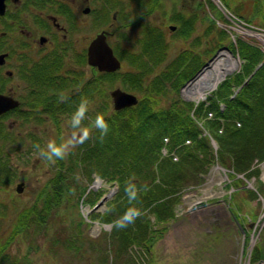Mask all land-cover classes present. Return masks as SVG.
I'll use <instances>...</instances> for the list:
<instances>
[{
  "label": "rangeland",
  "instance_id": "1",
  "mask_svg": "<svg viewBox=\"0 0 264 264\" xmlns=\"http://www.w3.org/2000/svg\"><path fill=\"white\" fill-rule=\"evenodd\" d=\"M136 1L139 0H127L126 5L119 10V13L126 17L119 15L120 17L118 16L115 21L112 14L117 10L116 8L97 11H100L99 16L105 13L107 18L104 20L97 18L96 30L98 32L102 28H107L114 31L109 36V42L116 46L122 56L123 71L100 82V87L104 88L103 96L88 106V115L83 121V126L89 133L94 129L92 120L97 113L108 116L113 111L112 104H109L111 89L120 86L140 95L141 98L144 97L143 92L134 89L125 79L128 78L129 72L140 74L147 63L151 69L150 77L159 76L179 58L180 54L190 52L200 59L201 67L179 89H175L171 81L175 79L176 71L165 82L168 92L162 96L161 104L171 105L173 101H180V104L183 101L202 102L207 100L212 90L207 91L197 100L186 93V86L225 46L231 48L232 42L237 45L231 37L233 31L228 27V24L235 25L233 20L235 18L231 14L227 12L221 14L219 19L222 22L218 26L215 25L224 34V40L218 38L220 37L218 34L213 35L212 23L203 17V15L210 17V14L217 16L218 9L223 11L215 2L203 7L201 12L203 15L193 9L197 13L195 31L190 36L184 37L178 31L173 33L168 28L169 24L175 23L176 14L185 11L182 9L183 4L169 6L166 0H159V5L153 7L152 0ZM179 1L184 2V6L193 5L188 0ZM200 1L202 0L193 2V6L196 7ZM221 2L229 12L244 16L243 18L251 21L255 27L264 28L262 24L264 0H221ZM253 10H256V15L252 13ZM142 15L146 16L143 21L147 25L152 23L147 17L153 18L165 35L167 49L162 50L161 54H165V57L159 62L157 60L155 62V59L151 58L153 56L145 52L143 44L146 39L151 40L159 36L160 29L156 27L155 31H151L146 25L141 27L135 24V20ZM112 21L114 23L110 26ZM5 28L0 24V32ZM150 31L152 38H146ZM239 36L254 44L263 43L256 35ZM8 43V40L3 41L0 49H7ZM13 61L15 64L16 61L14 59ZM87 69L89 71L85 73L88 78L92 73L88 67ZM240 69L241 66H238L227 76ZM70 118L60 121L62 126L60 130L50 118L44 120L41 125H37L36 121L28 125L19 118L18 114L1 121L6 136L0 137V157L10 170H13L16 179L11 183L0 184V236L3 240L8 239L18 215L37 201V194L43 192L59 169V161L66 162L69 152L73 148L78 150L77 145L80 143L72 147L65 157L58 158L53 163L41 158L35 148L34 140H41L46 144L49 139H53L59 144L72 135H82L71 127ZM13 120L17 124L10 126ZM211 145L216 152L217 145L212 143ZM168 153L172 154L175 161L179 159V154L173 155V152L163 147V156ZM66 165L68 166L67 163ZM253 167L257 169L258 175L250 174L249 177L246 175L247 172L245 174L235 172L234 177L229 176L231 169L214 165L206 173L193 172L185 179L182 187L177 189L176 196H180V201L174 208V215H167L165 221L156 223V217L150 208L142 210L140 214H148L153 224L152 230L147 231L145 237L124 244L122 235L117 234L115 239L112 235L114 221L121 216H117L112 222L103 218L118 192L117 185L114 184L115 182L101 178L97 172L92 173L82 165L77 180L87 185L84 196L91 189L95 198L98 197L95 204L101 202L100 206L93 210L95 204L91 205L85 198L79 200L82 184L76 189V195L70 199V202L62 203L59 210L48 218V221L46 219V226L37 224L36 228L30 227L27 223V227L21 229L15 240H12L7 254L10 257H17L18 264H264L260 259H251L252 256L259 257L264 250V161L256 160ZM98 179L101 183L96 185ZM20 182H24L22 193L16 191V186ZM172 197L174 198V195ZM94 215L98 218L94 219ZM152 231H157L154 236L151 235ZM54 234L61 237V242L59 241L58 244L52 243ZM148 236L153 238L145 239ZM11 263L12 261L2 260L1 264Z\"/></svg>",
  "mask_w": 264,
  "mask_h": 264
},
{
  "label": "trees",
  "instance_id": "2",
  "mask_svg": "<svg viewBox=\"0 0 264 264\" xmlns=\"http://www.w3.org/2000/svg\"><path fill=\"white\" fill-rule=\"evenodd\" d=\"M252 13L257 14L256 10ZM144 18L145 15H142L140 20ZM175 21L179 23L178 32L184 37L194 30V22L189 16L182 14ZM147 28L150 29V26L147 25ZM159 34L156 38L147 39L143 45L145 52L153 56L151 58L155 62L165 57L161 52L167 49L163 32ZM217 34L220 35L218 38L225 39L224 34L214 29L213 35ZM230 46L235 53L239 52L243 60L241 69L220 84L207 100L197 105L185 101L181 104L180 101H173V104L166 106L161 104L162 96L168 92L165 82L176 71L177 75L171 81L173 87L179 89L202 65L200 59L190 52L180 54L159 76L150 77L151 69L145 61L140 74L129 72L126 78L128 83L144 93L140 103L122 111H111L106 116L110 124L106 135L102 136L101 130L94 128L87 140L77 145V151L73 148L69 152L66 162L59 161V169L43 192L37 194V201L18 215L8 239L3 240L0 236V264L2 260L18 264V258L10 257L7 250L21 229L27 227V223L30 227H36L37 224L46 226L48 218L59 210V206L75 197L76 189L83 184L77 180L82 165L92 173L97 172L101 177L118 184V192L103 217L105 221L112 222L126 211L138 210L139 215L134 222L128 223L126 227H114L113 239L117 234L122 235L124 244L145 237L153 227L148 214H140L142 210L150 208L156 223L165 221L167 215H174V208L180 201V196H176L177 189L193 172L206 173L213 164L219 163L236 173L247 172L248 177L250 174L258 175L253 165L256 160L264 161V51L244 39H238L236 46L233 42ZM260 63V67L244 84ZM102 76L97 75L94 81L80 87L73 98L59 105L62 108L68 105L76 110L75 104L78 106L82 100H93L91 94L94 87V100L98 101L104 92L100 82L110 75ZM221 103L225 106L223 110ZM43 106L46 107V104L43 103ZM209 113L213 116L209 117ZM3 129L5 127L0 122L1 138L6 136ZM210 136L217 141V152L213 151ZM166 137L170 140L169 149L179 154L177 161L173 156H163L161 153ZM188 140L190 144H187ZM234 175L230 173V176ZM15 180L13 170L0 157V184ZM82 188L79 200L85 198L91 205L95 204L98 197L95 198L92 190L84 196L87 185L83 184ZM130 191H135V197L130 196ZM93 218L98 217L94 215ZM157 231H152L151 235L154 236ZM52 241L58 244L61 237L54 234ZM261 255L264 256L263 253Z\"/></svg>",
  "mask_w": 264,
  "mask_h": 264
},
{
  "label": "flooded vegetation",
  "instance_id": "3",
  "mask_svg": "<svg viewBox=\"0 0 264 264\" xmlns=\"http://www.w3.org/2000/svg\"><path fill=\"white\" fill-rule=\"evenodd\" d=\"M158 1L152 0V6L159 5ZM126 2L127 0H6V15L0 17V24L6 27L0 32V45L6 40L9 43L7 49H0V54L7 53L5 62L0 65V93L20 100V105L41 103L43 98L49 97L51 100L59 97L62 103L65 99H61V96L65 97L71 86L73 94H77L80 79H87V67L94 75L95 67L88 64L92 41L103 29L108 36L114 32L107 28L97 32V18H107L105 13L99 16L98 9H110L125 5ZM175 3L176 0H166L169 6ZM182 4L183 2L180 5ZM113 19L117 20V14L116 17L113 15ZM84 83L83 81L82 86ZM63 88L67 90L65 94L62 93ZM69 96L70 94L66 98ZM17 110L3 113L0 118H11L20 111ZM40 115L51 118L52 112L49 110Z\"/></svg>",
  "mask_w": 264,
  "mask_h": 264
},
{
  "label": "water",
  "instance_id": "4",
  "mask_svg": "<svg viewBox=\"0 0 264 264\" xmlns=\"http://www.w3.org/2000/svg\"><path fill=\"white\" fill-rule=\"evenodd\" d=\"M6 0H0V14L3 15L6 12ZM176 26H171V29H175ZM229 51L230 48L225 47ZM5 55H0V65L5 62ZM89 62L97 66L100 70L115 71L121 67V61L114 54L113 48L107 41V35L105 32H101L92 41L89 47ZM113 97V105L117 110L136 105L139 102L138 97L135 94L124 91L121 88H117L111 92ZM19 105V101L13 97L0 94V114ZM19 192L23 191V184H20L17 188ZM101 202L96 206V208Z\"/></svg>",
  "mask_w": 264,
  "mask_h": 264
},
{
  "label": "clouds",
  "instance_id": "5",
  "mask_svg": "<svg viewBox=\"0 0 264 264\" xmlns=\"http://www.w3.org/2000/svg\"><path fill=\"white\" fill-rule=\"evenodd\" d=\"M61 99H66V97L61 96ZM87 112L88 103L86 100H82L70 118L71 127L74 130H78L82 135H72L59 144L53 139H49L43 146L37 144L35 145V148L38 150V155L41 158L54 163L58 158L65 157L76 144L82 143L89 134V131L85 130L83 126V121ZM92 124L94 128L101 130L102 136L106 135L109 131L110 124L104 113H97L92 120ZM135 195V191H130L131 197H135ZM137 215H139V212L136 210L126 211L121 217L114 221V224L118 227H126L128 223L134 222Z\"/></svg>",
  "mask_w": 264,
  "mask_h": 264
},
{
  "label": "bare ground",
  "instance_id": "6",
  "mask_svg": "<svg viewBox=\"0 0 264 264\" xmlns=\"http://www.w3.org/2000/svg\"><path fill=\"white\" fill-rule=\"evenodd\" d=\"M238 57L223 49L219 54L186 86V93L199 99L207 91L214 89L229 73L239 66ZM264 178V172H263ZM101 183L96 181V185Z\"/></svg>",
  "mask_w": 264,
  "mask_h": 264
}]
</instances>
